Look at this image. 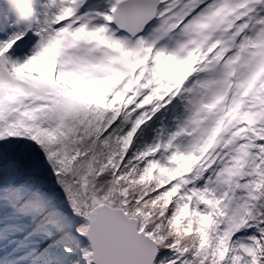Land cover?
Instances as JSON below:
<instances>
[{
  "label": "snow or ice",
  "instance_id": "obj_1",
  "mask_svg": "<svg viewBox=\"0 0 264 264\" xmlns=\"http://www.w3.org/2000/svg\"><path fill=\"white\" fill-rule=\"evenodd\" d=\"M0 264H264V0H0Z\"/></svg>",
  "mask_w": 264,
  "mask_h": 264
}]
</instances>
